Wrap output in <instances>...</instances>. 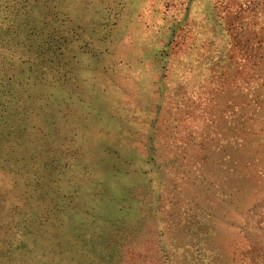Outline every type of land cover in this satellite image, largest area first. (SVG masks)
Segmentation results:
<instances>
[{
  "label": "rangeland",
  "instance_id": "rangeland-1",
  "mask_svg": "<svg viewBox=\"0 0 264 264\" xmlns=\"http://www.w3.org/2000/svg\"><path fill=\"white\" fill-rule=\"evenodd\" d=\"M217 1L57 0L78 60L69 91L41 90L67 113L64 264H264V143L232 164L199 89L229 45Z\"/></svg>",
  "mask_w": 264,
  "mask_h": 264
},
{
  "label": "trees",
  "instance_id": "trees-1",
  "mask_svg": "<svg viewBox=\"0 0 264 264\" xmlns=\"http://www.w3.org/2000/svg\"><path fill=\"white\" fill-rule=\"evenodd\" d=\"M56 3L0 0V264H64V236L52 232L61 230L67 202L52 187L66 156L53 151L52 136L67 113L54 115L51 93L41 90L69 91L78 60L71 21ZM216 7L229 45L211 58L199 89L208 90L205 109L211 104L231 163L248 167L264 143V0H218ZM169 44L163 57L180 50V41ZM177 95L182 112L191 98ZM39 240L50 244L41 253Z\"/></svg>",
  "mask_w": 264,
  "mask_h": 264
}]
</instances>
